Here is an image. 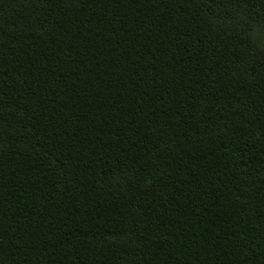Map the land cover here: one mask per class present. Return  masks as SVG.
<instances>
[{
	"label": "trees",
	"instance_id": "trees-1",
	"mask_svg": "<svg viewBox=\"0 0 264 264\" xmlns=\"http://www.w3.org/2000/svg\"><path fill=\"white\" fill-rule=\"evenodd\" d=\"M0 264H264V0H0Z\"/></svg>",
	"mask_w": 264,
	"mask_h": 264
}]
</instances>
